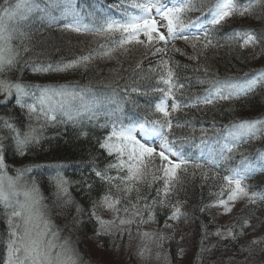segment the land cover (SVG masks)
Returning a JSON list of instances; mask_svg holds the SVG:
<instances>
[{
    "label": "trees",
    "instance_id": "1",
    "mask_svg": "<svg viewBox=\"0 0 264 264\" xmlns=\"http://www.w3.org/2000/svg\"><path fill=\"white\" fill-rule=\"evenodd\" d=\"M54 2L64 4L67 0H29L34 6L33 11L19 25L26 36L17 35L12 43L19 49L27 46L30 51L21 52L20 64L2 78L26 84H30L29 81H41L49 85L61 84L59 80H64V84L73 82L79 87H88L91 91L87 92L90 95L85 94V103L96 113L97 118L90 120L85 114L77 123L58 115L56 122L44 127L39 142L28 145L23 155L17 152L7 129H0V137H3L0 142L4 145L8 175L15 177L16 169H30L24 174L21 183L26 181L30 186L32 180L36 181L56 228L63 235H68L71 241L74 240L82 253L80 246L88 237L100 236L97 232L99 225L90 215V210L93 202L99 205L108 187L95 175V171H103L115 162L114 155L110 156L100 148V142L111 131L101 125L116 117L124 124L141 121L144 116L150 119L161 118L162 114L153 115L160 93L152 90L164 85L158 83L157 72L149 71L150 68H155L161 57L153 56L142 49L140 56L143 58L137 59L131 56V49L128 53L131 57L117 69L91 65L87 71L80 69L60 73L34 72L33 67L42 63L69 60L92 51L82 48L84 46L72 38L69 30L64 29V25L71 23L72 19L70 16H62L63 9L54 7ZM164 2L167 6H172L169 0ZM202 2L210 6L215 0ZM71 3L85 24L91 21L99 23L105 16L120 18L119 12L112 7L119 0H71ZM238 3L246 5L249 0H238ZM197 17H201V13L192 11L185 19L186 22L195 21ZM12 26H15L14 23ZM248 31L257 35L259 43L241 47L242 41L229 39L234 32ZM210 37L212 46L200 52L197 60L189 59L196 50L184 40L177 39L167 45L168 52L164 58L170 59L175 73L174 80L183 86L175 92L182 105L194 103L197 97L206 95L210 88L219 86L214 85V82H244L264 71V0H252V7L246 15H234L227 19L222 26L211 31ZM25 60L31 62L25 65ZM137 63L141 64L142 70L136 69ZM134 87L139 91L131 92ZM124 89L128 91L125 92ZM123 96L127 98L123 99ZM16 99L15 92L12 96L0 92V117L9 119L21 131H25L29 123L27 110L22 109ZM24 102L32 103V97H25ZM94 103L98 105H92ZM171 105L172 100L169 99V111H172ZM79 106V101L73 105L74 108ZM260 117H264V85H258L250 94L239 99L218 100L211 105L198 104L196 107L181 108L173 113L174 127L169 139L174 143L175 150L182 151L186 157L195 159L201 153L205 156L210 153L216 155L227 135L225 126L239 120ZM185 121L189 123L184 124ZM32 123L36 126L35 121ZM177 123L184 126L175 127ZM192 129H195V139L184 140ZM201 129L205 130L207 136L203 144L200 142ZM136 137L142 143H147L149 139L139 130ZM152 143L159 151V140L152 138ZM225 155L229 158L221 161L218 167L205 165L207 176H202L200 170H195L193 174L192 168L187 172H180L178 182L173 186L165 204L162 206L158 202L155 205L154 220L148 219L147 211H143L146 223H140V218L133 215L131 208L127 216L121 212L124 219H133L134 223L116 229L117 238L112 242L118 248L116 258L129 264H247L248 260H243L240 255L242 253L251 262L250 256L257 250L256 247L264 245V201L251 204L248 198H243L232 202L236 208L232 206L230 212H225L223 206L215 202L218 199H227L223 177L230 175L233 169H238L245 175L244 183L248 186L249 193L264 194V135L242 139L236 149ZM217 159L219 160L218 156ZM58 173L69 181L71 204H64L62 199L58 200L54 195L56 190L52 177ZM109 174L115 177L118 172L113 169ZM139 187V195L147 197L149 204L153 199H162L156 196V189L162 187L161 181H156L150 188L147 184ZM222 189L223 195H219ZM112 195L121 197V208L137 203L135 192L125 197L123 193H117L113 189ZM239 204H242L240 208ZM171 205L180 207L182 215L179 219H170L173 210ZM77 206L82 209L80 213H77ZM138 206L141 209L143 207L142 203ZM97 212L101 215L99 206ZM228 215L232 217L229 222H219L220 216ZM4 218V209L0 206V264L6 263L4 252L7 247L5 243L8 240V225ZM245 219L249 221V225L240 234L239 225ZM166 223L170 227H165ZM144 228L157 236L163 234L165 239L159 241L145 237L142 240L144 246L138 248V253L143 252V255H131L133 242L141 237L137 233L141 235ZM229 228L233 229L235 239L225 235ZM218 230L220 235H216ZM100 239L104 249L108 248V234H101ZM86 254H81L82 263L98 264L90 253L88 256ZM100 263L107 264L103 261Z\"/></svg>",
    "mask_w": 264,
    "mask_h": 264
},
{
    "label": "snow or ice",
    "instance_id": "2",
    "mask_svg": "<svg viewBox=\"0 0 264 264\" xmlns=\"http://www.w3.org/2000/svg\"><path fill=\"white\" fill-rule=\"evenodd\" d=\"M172 6H167L164 0H119V3L112 5L120 18L105 16L95 24L82 22L79 13L75 10L71 0L60 4L54 2V7L62 8L64 17H71L72 22L64 25L65 30H71L78 34H91L94 37L103 38L106 43L98 46V50L74 57L69 60L61 59L58 62L42 63L34 66V72H68L83 69L88 70L89 64L96 57L112 59L113 53L118 49L125 53L130 52L131 46H142L151 55H159L161 59L155 68L150 72H157L158 83L164 87H156L152 91L160 93L159 101L154 105L153 115L162 114L159 119H150L144 116L141 121L124 124L118 117L101 127L110 128L111 131L100 142V148L104 149L110 156H115V162L107 166L103 171H95V175L108 187L100 200V207H103L115 214L114 219H103L97 212V203L93 202L90 215L97 221L100 231L98 234H110L113 229H120L126 224L134 223L133 219L121 218V212L127 216L133 212L135 217L140 218V223H146L143 219V211L148 212V219L154 220V207L159 202L165 204L173 186L178 182L180 172H187L189 168L200 170L202 176H207L205 165L218 167L220 162L229 157L225 153H231L237 148L242 139L255 138L264 135V117L255 119H243L233 122L227 128V135L216 155L211 153L205 156L203 153L195 159L186 157L182 151H176L174 143L169 139L172 133L173 113L183 107H196L198 104L211 105L215 101H231L250 94L258 85H264V71L259 72L252 79L239 81L214 82L206 95L197 97L192 104H181L175 92L183 87L178 85L174 76L170 59H165L170 42L177 39L184 40L196 50L195 54L189 57L191 60L199 59V53L212 46L210 33L213 29L222 24L234 15L244 16L251 7L252 0L246 5H240L238 0H215L210 6L202 0H169ZM33 5L29 0H2L0 3V92L12 96L15 92L16 103L27 110L29 123L26 130L21 131L9 119L0 117V129H7L15 143L17 152L23 155L28 145L38 143L41 139L40 133L48 124L57 121V116L66 118L67 121L79 122L85 114L88 119H96V113L85 103V94L91 91L88 87H79L78 84L69 82L65 84L41 86L30 85L20 81H12L2 78L5 73L16 69L21 61V52L27 53L30 49L24 46L22 49L15 47L13 39L19 35L25 37L26 33L21 31L19 25L25 21L28 14L33 11ZM199 11L201 17L195 21L188 20L189 12ZM159 18V20L157 19ZM163 21V24H160ZM14 23L15 26H12ZM163 27L165 31H161ZM196 29L197 31H192ZM144 37L141 39V37ZM242 41L241 47L253 46L259 43L257 35L252 32H234L229 38ZM179 51V49H175ZM31 61L25 60L27 65ZM136 69H141L137 63ZM142 70V69H141ZM207 71V69H205ZM39 88V95L32 89ZM127 92V89H124ZM138 88H132L131 92H138ZM32 97V103H25V97ZM172 100V111H169L168 101ZM79 101L80 106L73 105ZM36 122V126L33 125ZM189 123L185 121L184 124ZM184 124L177 123L175 127H183ZM140 131L149 138L147 143L137 139L136 132ZM201 144L207 139L204 129H201ZM83 135L87 133L82 132ZM152 138L159 140V151L153 146ZM184 140L195 139V129L183 138ZM3 137H0V141ZM219 157V160L217 159ZM174 157V159H173ZM115 169L118 175L113 177L109 174ZM30 169H16L15 177L8 175L7 165L4 160V145L0 142V206L4 209L6 223L8 225L7 264H82L81 258L72 246L70 240L60 238V231L55 224L47 217L43 204L44 197L40 192L35 180L31 185L25 181L21 183L24 174ZM122 173V174H119ZM160 173V175H157ZM245 175L238 169L231 170V174L224 176L225 187L227 188V199H218L215 203L223 206L225 212L232 210V202L248 198L249 203L264 201V194L249 193L248 186L244 183ZM162 182V187L156 189V196L162 197L159 201L153 199L151 204L147 197H141L140 185L147 184L150 188L156 181ZM55 187L54 195L64 204H71L72 199L69 192V181L59 173L52 177ZM123 193L125 197L133 192L137 194L136 204L121 205V197L113 196L112 190ZM219 195H223V189ZM143 205L142 209L138 206ZM172 215L170 219H179L182 215L178 206L171 205ZM77 213L82 209L77 206ZM118 221V223H117ZM248 220H243L239 225L240 234ZM165 227H170L167 223ZM218 230L216 235H220ZM144 237L153 240L163 241L165 236L155 233L144 232ZM226 236L235 239L232 228L226 230ZM143 255V252H141ZM159 258V253L157 254Z\"/></svg>",
    "mask_w": 264,
    "mask_h": 264
},
{
    "label": "rangeland",
    "instance_id": "3",
    "mask_svg": "<svg viewBox=\"0 0 264 264\" xmlns=\"http://www.w3.org/2000/svg\"><path fill=\"white\" fill-rule=\"evenodd\" d=\"M157 19L159 20L158 17H157ZM89 24H95V23L91 22ZM160 24H163V21H160ZM160 30L164 31L165 29L163 27H161ZM68 33L71 34L73 36L72 38H74L75 41L79 42V44H81V46H84L82 48H85L86 51L98 50V46L99 45L106 43V41L103 38L94 37L91 34H78V33H75V32H73L71 30H69ZM131 49H133L132 50L133 52L131 54L132 57H135L137 59L138 58H143L142 56H140V55H142V53H140L141 50L144 49L142 46L131 47ZM128 53H125L123 50L118 49L116 52L113 53V58L112 59L96 57L89 64V66L94 65V66H97V68H101L102 67V68H105V69H111V68H116L117 69L118 67H120V66L122 67V65L125 64V61L127 60V58L131 57L130 54H128ZM56 81H58V80H56ZM59 81H60L61 84H64V82H66L64 80H59ZM33 82H35V83H33ZM52 82H54V81H52ZM29 83L30 84L33 83L32 85L49 86V83H44V82H41V81H38V82L37 81H29ZM32 90H36L35 93H37V94L39 93V88L32 89ZM86 94L90 95L88 93H86ZM43 204H44V200H43ZM44 205H46V204H44ZM99 205H100V203H99ZM233 206L235 207L234 203H233ZM241 206H242V204H239L238 208H240ZM219 210H222V209H219ZM99 211H100V214H101L100 216L103 219L111 220V219H114V217H115L114 213H112L111 211H109V210H107V209H105L103 207L99 206ZM45 212H46L47 217L55 224V221L51 217L50 210L49 209H45ZM121 218H124V217L121 216ZM4 219L6 220V218H4ZM231 219H232V217L230 215H228V217L227 216H220L219 222H221V223H225L226 222L227 223ZM98 231H100L99 227L97 228V232ZM150 231L151 230L147 231L144 228V230L141 231V232L142 233H144V232H148L149 233ZM117 233H118V231L116 229H113L110 234L107 233L108 234V241H109L108 248H105L107 251L104 249L103 241H101V239H100L101 234H106V233H103V232H101L100 236L99 235H93V236L88 237V239L86 241H84L83 244L80 246V250L82 251V253L79 252L78 247H77V243L74 240L71 241L69 239L68 235L66 236V234L63 235L62 233H60V238H61V240H63V239L70 240L72 246L76 249V251L78 252L80 258L83 257L82 256L83 253L84 254H86V253L89 254L90 253L92 255V257H93V260L98 261V264H101L100 261L106 262L107 264H129V263H127V261L123 262L121 260V258H118V259L116 258V255L118 254V252H117L118 248H115V244L112 243V242L116 240ZM142 233H141V235L139 233H137V235H139L141 237H140V240H138L137 242H133V245L131 246V249H133V250H131V252H132V253H130L131 255L132 254L135 255V256L138 255V257H141V253L140 252L138 253V248H142L144 246V242L142 243V240H145V237L142 236ZM5 246H6V243H5ZM109 246H110V248H109ZM256 249H257L256 251L254 249V251H255L254 254L250 256V261L251 262H249V257L247 258V257H244L242 253L240 254L241 257L243 258V260L244 259L248 260L247 264H264V245L262 247H260V248L256 247ZM146 250H147V247H146ZM85 251H86V253H85ZM4 254H5V258H6V263L5 264H7V247H6V252H4ZM88 254H86V255L88 256ZM236 256H237V254H236ZM138 257H136V258H138ZM151 259H152V257L149 260H151ZM120 261L122 263H119ZM81 262H82V260H81ZM82 264H86V263H82Z\"/></svg>",
    "mask_w": 264,
    "mask_h": 264
},
{
    "label": "bare ground",
    "instance_id": "4",
    "mask_svg": "<svg viewBox=\"0 0 264 264\" xmlns=\"http://www.w3.org/2000/svg\"><path fill=\"white\" fill-rule=\"evenodd\" d=\"M127 98L126 96H123V99Z\"/></svg>",
    "mask_w": 264,
    "mask_h": 264
}]
</instances>
